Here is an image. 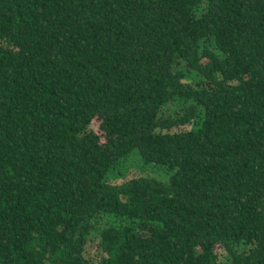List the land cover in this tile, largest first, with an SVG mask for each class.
<instances>
[{"label": "trees", "instance_id": "trees-1", "mask_svg": "<svg viewBox=\"0 0 264 264\" xmlns=\"http://www.w3.org/2000/svg\"><path fill=\"white\" fill-rule=\"evenodd\" d=\"M0 264H264V0H0Z\"/></svg>", "mask_w": 264, "mask_h": 264}, {"label": "rangeland", "instance_id": "rangeland-1", "mask_svg": "<svg viewBox=\"0 0 264 264\" xmlns=\"http://www.w3.org/2000/svg\"><path fill=\"white\" fill-rule=\"evenodd\" d=\"M167 112H170L171 114H174L175 113V110L173 109V107H169L166 109ZM92 129L98 133H101L100 129H99V122L98 121H94L93 124H92ZM129 176L132 178V179H138L140 176L142 177H146V176H150V177H154V178H157L159 180H163V181H167L169 180L170 176L168 174H166L165 172L163 171H159L157 169H148L147 171H140V170H132L130 173H129ZM91 241L95 242V238L92 237L90 239ZM96 247V246H95ZM95 247L93 248V250H95ZM225 257V256H224ZM224 258H222L223 260Z\"/></svg>", "mask_w": 264, "mask_h": 264}]
</instances>
